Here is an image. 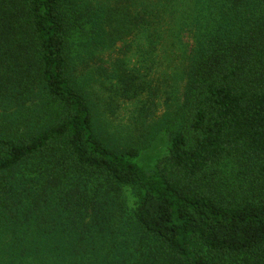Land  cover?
Wrapping results in <instances>:
<instances>
[{
  "label": "trees",
  "instance_id": "obj_1",
  "mask_svg": "<svg viewBox=\"0 0 264 264\" xmlns=\"http://www.w3.org/2000/svg\"><path fill=\"white\" fill-rule=\"evenodd\" d=\"M177 7L0 0V213L30 214V180L21 175L30 165L34 180L50 177L49 195L67 192L69 218L84 207L82 184L131 188L132 223L154 243L134 264H264V0H188L177 31L192 33L184 103L151 173L140 150L117 152L100 140L79 87L84 50L128 38L155 50ZM224 160L246 183L242 193L218 173Z\"/></svg>",
  "mask_w": 264,
  "mask_h": 264
},
{
  "label": "rangeland",
  "instance_id": "obj_2",
  "mask_svg": "<svg viewBox=\"0 0 264 264\" xmlns=\"http://www.w3.org/2000/svg\"><path fill=\"white\" fill-rule=\"evenodd\" d=\"M179 2L155 50L139 39L112 46L100 40L83 49L85 59L77 70L97 136L117 152L140 150L148 173L167 156L186 92L192 33L183 30L178 37L177 31L187 23L190 7L188 0ZM28 166L21 175L30 180L23 197L30 214L10 218L0 213V264H134L154 247L132 223L136 198L131 188L107 191L98 182L82 184L84 207L69 218L63 207L67 192L54 189L49 195L50 177L34 180L37 167ZM217 171L236 193L247 189L232 162L224 160ZM70 181L75 185L77 180Z\"/></svg>",
  "mask_w": 264,
  "mask_h": 264
}]
</instances>
